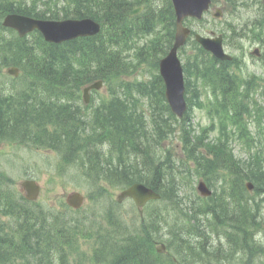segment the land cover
I'll use <instances>...</instances> for the list:
<instances>
[{
  "label": "trees",
  "instance_id": "1",
  "mask_svg": "<svg viewBox=\"0 0 264 264\" xmlns=\"http://www.w3.org/2000/svg\"><path fill=\"white\" fill-rule=\"evenodd\" d=\"M143 1L68 0L70 6L62 11L64 18L91 17L103 25V32L99 37L69 44L73 51L80 52L79 59H75L78 68H75L70 60L61 57L58 54L60 48L56 46H48L46 51H36L34 47L23 41L18 42L16 50H12L9 45L0 44V51L3 50L0 56L2 63L21 65L27 77L34 81L31 84V91L39 96L31 107L26 100V105H17L18 118L26 119L30 116L25 123L31 122L32 126L20 125V121L6 111L9 101L0 99V141L8 140L13 136L19 140L27 139L29 143L39 148H45L44 146L49 142L48 138L52 136H55L53 144L56 146H60L63 140L67 141L72 134L71 129L76 122V115L71 109L64 107L50 111L46 80H53L66 87L83 85L100 79L110 83L113 61L111 47L127 44V39L133 34V30L128 28L132 24L127 17L128 12ZM10 12L46 18L45 13H37L32 7L15 5L11 0H0L1 37L6 33L1 25V18ZM169 13L173 18V11H168L161 19ZM141 23L143 25L138 28L155 38L146 54L163 55L166 52L164 49L166 45L160 43L164 38L163 35L159 31L154 32L153 24L147 21H141ZM134 26L137 28V25ZM165 38L168 39V43H171L173 35L169 30ZM95 42L100 46L95 47ZM90 53L95 54L94 62L98 66H92L93 61L86 58L91 55ZM138 89L141 92L140 96L135 98L132 95L130 100L112 93L111 101L98 106L94 111L95 115H92L89 121L84 120L81 114V144L86 151L84 174L91 184L98 185L101 191L104 189L102 183H108L107 181L114 185L143 182L153 188L161 186L165 191L164 195L171 196L175 192V187L160 183L161 173L166 165L155 161L152 149L161 145L164 132L169 127H175L176 123L172 122L169 116L162 83L156 84L154 88L140 85ZM147 98L149 100L144 104V99ZM145 105L150 112V117L146 115ZM50 116L55 122L50 120ZM35 123H38V127L33 128ZM49 124L54 125L56 129H62L61 133L57 134L54 129V133L50 134ZM181 128L185 136V147H187L189 144L187 134L188 131L192 132V129L183 124ZM189 146L187 147L188 156L194 157L200 164L202 160L197 154L200 146ZM205 164L203 170L207 167V163ZM6 205V215L12 216L14 222L10 225L0 223V264H70L67 251L72 243L69 233H65L63 226L54 227L45 224V219L39 218L34 212L25 210L19 204L8 202ZM241 226L238 230L243 231L241 234L245 239L244 244L250 249L256 244L254 234L251 232L254 224L245 222L243 225L241 222ZM11 227H15L16 231H13ZM52 231L55 234L51 233ZM132 240L134 239L129 238L126 243ZM118 244L111 247V257L107 264H113L112 257H115V254L117 257L120 256L116 260L118 263H125L131 257L129 263L144 264L145 256L141 255V250L138 254L131 256L130 253H125V244L121 243L119 246Z\"/></svg>",
  "mask_w": 264,
  "mask_h": 264
},
{
  "label": "rangeland",
  "instance_id": "2",
  "mask_svg": "<svg viewBox=\"0 0 264 264\" xmlns=\"http://www.w3.org/2000/svg\"><path fill=\"white\" fill-rule=\"evenodd\" d=\"M16 2H21V0H14ZM50 0H41L39 4H35L33 7L38 8L41 11L51 12L53 13H60L61 12V7H63L66 2H63L64 0H58L57 3L53 2L50 3ZM155 0H151V3L158 5V7H162V4L155 3ZM57 7V8H56ZM157 8V9H158ZM188 21V22H187ZM207 21V17H206ZM210 23H203V24H198L190 19L186 20L185 25L191 27L192 29L198 30L199 32L203 33H208L209 30L213 29L212 26L209 25ZM251 71V68H249ZM3 72V75L0 76V81L6 83L7 85H12L14 82L13 80L6 79L4 77V70H1ZM0 72V73H1ZM154 73H158V70L156 71L154 67H150L149 64H143V66L139 69V71L136 74H133L132 76H128L127 80L132 81L133 83H136L137 81H145L149 82ZM20 84L16 83L15 88L18 89L20 88ZM106 87L102 89L100 92L101 95H105ZM5 92V90H4ZM103 97V96H101ZM98 98V97H97ZM194 117H192V123L193 124H206L208 122V119L205 116L204 111H198L194 110ZM254 128V125L251 126V129ZM260 140H264V137H262ZM167 147V145H166ZM165 148V147H164ZM41 151V150H40ZM41 154L37 153L34 149H28L22 146L18 145H1L0 146V190H1V195H5L7 197L18 194L20 193V187L19 183H21L24 180H37L41 184L44 185L45 182L51 177L54 176L57 182L49 184L48 192L46 193L45 198H53L55 201H57V198H61L62 196H67L70 192L73 191H78L75 190L73 185H69L66 187V185H63L62 183H66V176H62L59 172L58 167L55 165L53 167H48L46 169H43L41 167V157H44V154L48 156L47 152L42 151L40 152ZM44 153V154H43ZM234 153L236 157V167L241 169L243 173L245 174L246 177L250 179H254L255 173L257 170V166L254 165H247L244 164V153L241 151L240 145L235 146L234 145ZM260 172H263V169H259ZM255 180V179H254ZM73 187V188H71ZM108 188V187H107ZM45 189V187H44ZM110 199L114 200L116 202V197L120 193L119 189H113L112 187H109L108 189ZM111 200H109L106 196H104V203L103 206L106 203H109ZM49 201V200H47ZM45 201H42L39 204V207L37 210L42 211L44 214H47V206L45 204ZM32 205V204H31ZM220 207L217 209V214L220 220H223L225 216L229 213V210L231 209L232 206H224L223 204L220 203ZM92 204L89 203V201L85 205V209L87 211H84V213H89V214H96L99 216V211L103 207L102 204L96 205L95 208H91ZM58 207V206H57ZM3 210V207L0 208V222H10L9 217L3 215L1 212ZM146 211V210H145ZM116 212L118 213V216L124 220L126 223L129 224V235L130 237H133L134 240H132L129 243H126L125 246V253H130L131 256L138 254L139 251L142 249V246H140V243L143 241V235L139 234L142 226V222L140 220V217L135 210V207L132 203L131 200H126L124 201L121 205H118L116 208ZM115 212V213H116ZM102 215L104 214V207L103 210L100 212ZM189 214V213H188ZM81 215V214H80ZM187 215V214H186ZM184 213H182L180 210L176 209V206L171 203L167 205L166 202L162 203H154L152 204L146 211L144 221L148 225L153 226V234L154 238H157L159 241L167 244L169 246V256H161V260L164 263H171L172 258L175 257L177 260L176 264H185V260L180 259L178 253L179 250L175 246L173 240L174 236L177 235L179 232V227L182 225V223L186 224L189 229H194L197 230L198 226L196 223L193 222V219H190L188 216H186ZM198 218V217H197ZM79 223H81V226H83L82 221L87 224V220H85L84 217L80 216L79 217ZM199 219V218H198ZM82 220V221H81ZM204 219L202 220V222ZM211 222V221H209ZM205 224V223H204ZM235 224L232 223H227L225 226H228L226 230L229 228L231 230L237 229ZM80 226V227H81ZM241 226V225H240ZM13 231H16L15 227H11ZM68 228H71L68 224L65 225V229L67 230ZM240 227H238L239 229ZM237 229V230H238ZM206 232L211 236L216 238L212 233H211V226L206 225L205 226ZM234 233V235L238 234V232ZM138 234V236H134ZM233 235V236H234ZM232 236V237H233ZM136 237V238H135ZM184 239L189 241L192 245H194L196 239H193L191 236H186L183 235ZM217 239V238H216ZM74 240H76V248L72 251L68 250L69 253V263L70 264H95L92 260V249L90 246V235L88 233V230L85 229L83 231V239L81 235H74ZM255 240L261 243V245H264V233H258V235L255 236ZM192 247V246H191ZM189 253L188 251L185 252ZM187 255H193V252H190ZM191 256L186 258L187 259V264H191ZM115 259L118 260L120 256L117 257V254H115ZM257 256H254L252 259L251 264L253 263V260H256ZM128 259H132L129 257ZM73 260L75 262H73ZM114 264H121V263H116L114 261ZM146 264V262H144ZM255 264H264V254L261 256L259 254L257 261Z\"/></svg>",
  "mask_w": 264,
  "mask_h": 264
},
{
  "label": "water",
  "instance_id": "3",
  "mask_svg": "<svg viewBox=\"0 0 264 264\" xmlns=\"http://www.w3.org/2000/svg\"><path fill=\"white\" fill-rule=\"evenodd\" d=\"M173 2L176 6L177 15L179 17L177 42L168 58L161 64V73L166 81L169 102L173 108L176 110L179 109L180 114L181 109L178 107L183 106L184 89L182 71L176 58V50L181 44H183L187 35V31L182 28L181 19L186 15H196V12L191 10L194 3L193 0H173ZM4 26L13 27L14 29L18 30L21 35H24L25 32L37 27L44 33L47 40L54 42L71 39L79 35H92L97 33L99 30V27L96 24L88 20L56 24L37 22L18 16H8L5 19ZM86 92H88V90ZM24 186L29 189L33 186V184L24 183ZM28 191V198L34 199L37 194V188H30ZM123 196L133 197L139 208H141L147 201L155 197L153 192L141 186L133 187L130 191L124 193Z\"/></svg>",
  "mask_w": 264,
  "mask_h": 264
},
{
  "label": "flooded vegetation",
  "instance_id": "4",
  "mask_svg": "<svg viewBox=\"0 0 264 264\" xmlns=\"http://www.w3.org/2000/svg\"><path fill=\"white\" fill-rule=\"evenodd\" d=\"M223 1V0H220ZM238 0H230L229 3H233L236 5ZM228 5V4H226ZM228 18L238 17V15L231 16L226 14ZM239 18V17H238ZM224 40L229 41L232 47H234V41L227 37L225 34L222 35ZM244 42H248L249 44H254L253 48H244V51H237L231 49L235 56L239 57V61L237 62V66H233L234 70H238L239 74L243 76H247V74H252L255 76V83L264 86V36L261 37L260 40H254V43H251V39H246ZM256 50V51H255ZM254 51V52H253ZM251 68V71L249 70ZM264 96V91L259 94Z\"/></svg>",
  "mask_w": 264,
  "mask_h": 264
},
{
  "label": "bare ground",
  "instance_id": "5",
  "mask_svg": "<svg viewBox=\"0 0 264 264\" xmlns=\"http://www.w3.org/2000/svg\"><path fill=\"white\" fill-rule=\"evenodd\" d=\"M134 25L135 24H130L128 28L133 30V38L135 40H138L139 39V31H138V28H136ZM112 70L114 72H117L119 70V66L116 64H113ZM221 199H222V197H218V200H221ZM4 203H5V200L3 199L2 195H1V190H0V208L3 207ZM146 264H151V263L147 262Z\"/></svg>",
  "mask_w": 264,
  "mask_h": 264
}]
</instances>
